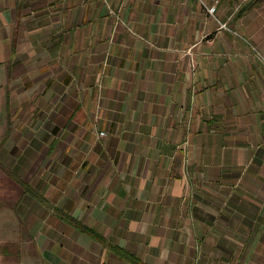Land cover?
Masks as SVG:
<instances>
[{
  "label": "crops",
  "instance_id": "0c3cea01",
  "mask_svg": "<svg viewBox=\"0 0 264 264\" xmlns=\"http://www.w3.org/2000/svg\"><path fill=\"white\" fill-rule=\"evenodd\" d=\"M263 57L264 0H0V264H264Z\"/></svg>",
  "mask_w": 264,
  "mask_h": 264
},
{
  "label": "built area",
  "instance_id": "2783aa9c",
  "mask_svg": "<svg viewBox=\"0 0 264 264\" xmlns=\"http://www.w3.org/2000/svg\"><path fill=\"white\" fill-rule=\"evenodd\" d=\"M251 1H253V0H243V2H251ZM215 11H216V7L215 6H211L209 9H208V13L210 14V15H214V13H215ZM225 24H220V27H222V28H225ZM262 60H263V62H264V57L262 58ZM105 135V133L104 132H100V136H104Z\"/></svg>",
  "mask_w": 264,
  "mask_h": 264
},
{
  "label": "rangeland",
  "instance_id": "374dc122",
  "mask_svg": "<svg viewBox=\"0 0 264 264\" xmlns=\"http://www.w3.org/2000/svg\"><path fill=\"white\" fill-rule=\"evenodd\" d=\"M105 133V132H104ZM106 135V134H105ZM99 136H100V133H99ZM100 137H102V136H100Z\"/></svg>",
  "mask_w": 264,
  "mask_h": 264
}]
</instances>
